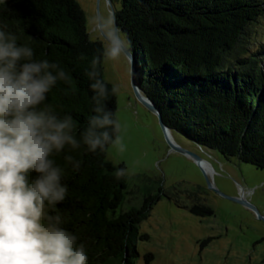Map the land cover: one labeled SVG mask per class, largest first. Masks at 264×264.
<instances>
[{
	"label": "trees",
	"instance_id": "obj_1",
	"mask_svg": "<svg viewBox=\"0 0 264 264\" xmlns=\"http://www.w3.org/2000/svg\"><path fill=\"white\" fill-rule=\"evenodd\" d=\"M115 19L131 41L142 91L173 133L264 170V36L258 30L264 0H121ZM0 25L16 34L18 43H28L36 60L57 62L68 72L72 84L58 81L46 103L61 117H73L79 140L95 106L87 72L104 48L91 38L79 1L4 0ZM98 70L116 118L117 94H111L104 60ZM110 147L93 153L81 143L52 157L65 169L62 183L68 188L57 205L62 227L84 244L88 264H137L138 240H149L139 234L140 225L164 197L196 217L214 215L201 202L180 204V194L189 191L177 187L169 194L161 180L146 179L141 189L129 191L125 165L108 160ZM67 155L80 162L78 170L66 164ZM119 170L124 174L117 178ZM211 242H199L200 249ZM144 259L150 263L153 256Z\"/></svg>",
	"mask_w": 264,
	"mask_h": 264
},
{
	"label": "clouds",
	"instance_id": "obj_2",
	"mask_svg": "<svg viewBox=\"0 0 264 264\" xmlns=\"http://www.w3.org/2000/svg\"><path fill=\"white\" fill-rule=\"evenodd\" d=\"M93 24L106 46L87 72L95 106L79 140L73 117H61L46 103L58 81L72 84L68 72L57 62L36 60L28 43H18L17 35L0 25V264H88L84 244L62 227L57 205L68 188L62 183L65 169L52 157L81 143L93 153L109 145L124 150L121 124L107 107L109 87L98 66L102 60H132L131 41L121 35L114 16L97 17ZM119 91L111 87L112 95ZM64 159L80 168L71 155ZM123 174L119 170L117 178Z\"/></svg>",
	"mask_w": 264,
	"mask_h": 264
},
{
	"label": "rangeland",
	"instance_id": "obj_3",
	"mask_svg": "<svg viewBox=\"0 0 264 264\" xmlns=\"http://www.w3.org/2000/svg\"><path fill=\"white\" fill-rule=\"evenodd\" d=\"M78 1L88 17L91 38L103 42L105 47L106 41L93 20L115 18L121 0H111V6L108 0ZM258 30L264 36V19ZM104 68L106 80L120 89L116 118L121 124L124 144L123 151L111 146L108 160L125 165L129 191L141 189L147 184L146 179H157L169 194H175L177 187L189 191L190 195L180 194V204L201 202L214 209L213 216L199 218L164 197L140 225L139 234L148 235L149 240H138L137 264H264V170L215 152L209 157L176 134L182 147L212 163L215 174L211 181L217 191L211 190L192 160L170 152L157 117L136 99L131 85V63L124 57L104 60ZM218 192L231 198L244 197L257 212ZM209 238L212 242L201 250L199 242ZM149 254L153 261L146 263L144 257Z\"/></svg>",
	"mask_w": 264,
	"mask_h": 264
},
{
	"label": "water",
	"instance_id": "obj_4",
	"mask_svg": "<svg viewBox=\"0 0 264 264\" xmlns=\"http://www.w3.org/2000/svg\"><path fill=\"white\" fill-rule=\"evenodd\" d=\"M108 3L110 6L112 5L111 0H108ZM113 15H114V12H113ZM114 21H115V26L118 27L115 18H114ZM130 63H131V85H132L135 97L140 103H142L150 112H152L157 117L159 124L163 130L165 139L169 145L170 152H177L179 154L186 156L190 160H192L203 172L204 176L207 179L209 188L211 190H215L214 185L211 181V179L214 177V174H215V169H214L212 163L210 161L206 160L201 155L195 154V153L185 149L176 141V138H175L176 134H174L173 131L164 123L162 114H161L160 110L158 109V107L145 95V93L141 89L139 79L137 78L136 73H135V68H134L135 59H134L133 54H132V60ZM196 146L203 153H206L209 157L212 156L213 151H211L210 149L201 147L199 145H196ZM205 165H208L209 167H211L213 170V173H209V171L206 170ZM215 191H217V190H215ZM218 193H220V192H218ZM221 195H223V194H221ZM224 197H226L227 199H229V200H231L237 204H240V205H242V206H244V207H246L252 211L257 212V209L253 205H251L244 197H239V198H231L228 196H224ZM259 217L261 218V216H259Z\"/></svg>",
	"mask_w": 264,
	"mask_h": 264
},
{
	"label": "bare ground",
	"instance_id": "obj_5",
	"mask_svg": "<svg viewBox=\"0 0 264 264\" xmlns=\"http://www.w3.org/2000/svg\"><path fill=\"white\" fill-rule=\"evenodd\" d=\"M205 168L207 171H209V173H213V170L211 167H209L208 165H205Z\"/></svg>",
	"mask_w": 264,
	"mask_h": 264
}]
</instances>
